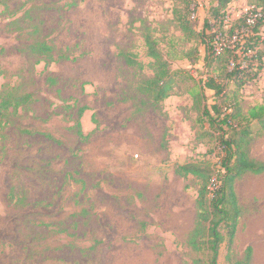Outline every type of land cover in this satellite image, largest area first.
I'll return each instance as SVG.
<instances>
[{"label": "rangeland", "instance_id": "374dc122", "mask_svg": "<svg viewBox=\"0 0 264 264\" xmlns=\"http://www.w3.org/2000/svg\"><path fill=\"white\" fill-rule=\"evenodd\" d=\"M180 1L2 0L0 93L30 98L0 129V264H191L201 180L179 170L221 160L189 94L211 69L168 58L196 46L173 21ZM215 3L194 0L197 31ZM253 3L233 0L225 25ZM147 37L190 73L158 104L141 91L154 76ZM241 93L244 111L264 102V67ZM253 129L250 156L264 161ZM235 189L243 216L219 264L249 247L251 264H264V175Z\"/></svg>", "mask_w": 264, "mask_h": 264}, {"label": "trees", "instance_id": "16d2710c", "mask_svg": "<svg viewBox=\"0 0 264 264\" xmlns=\"http://www.w3.org/2000/svg\"><path fill=\"white\" fill-rule=\"evenodd\" d=\"M232 1L216 0L201 31H197V22L192 19L194 0H182L173 10V21L187 43L196 42V46L183 52L181 57L168 58L187 60L190 64H197L203 59L205 66L211 69L212 74L198 81L189 94L193 99V108L198 112L196 122L202 127L206 126V130L213 134L209 137L211 143L220 149L221 160L220 168L208 161L183 165L179 170L184 176L193 175L201 180L197 221L188 238V246L194 255L191 264H219L221 247L227 243L231 249L243 216L235 189L236 180L247 174L264 175V161L250 156V144L255 138L253 125L259 126L260 134L264 132V102L244 111L241 93L264 67V0H254L251 10L227 26L224 23L225 15ZM251 16H257L253 23L250 22ZM242 30L248 34L243 35ZM219 35L224 39L218 53L216 45L220 43ZM146 42L148 57L153 60L154 76L145 81L141 91L152 96L154 103L158 104L176 95V86L190 73L186 69L174 70L173 60L160 50L157 40L147 37ZM202 46L205 49L204 57L201 54ZM38 48L49 50L46 45H38ZM127 61L143 68L135 60ZM2 75L0 65V77ZM208 91L213 95L209 96ZM29 98V95L15 97L0 93V129L5 125L9 113L27 104ZM86 110L80 109V118ZM81 127L78 120L76 132L84 137ZM252 256L253 250L249 247L244 260L236 264H251Z\"/></svg>", "mask_w": 264, "mask_h": 264}, {"label": "built area", "instance_id": "2783aa9c", "mask_svg": "<svg viewBox=\"0 0 264 264\" xmlns=\"http://www.w3.org/2000/svg\"><path fill=\"white\" fill-rule=\"evenodd\" d=\"M256 17H257V16H255V17H253V18L250 17V18H251V19H250V22L253 23V22L255 21ZM225 19H226V18H225ZM225 22H226V21H225ZM230 24H231V22L228 23V26H230ZM241 33H242L243 35H247V34H248L246 30H242ZM216 46H217L216 50H217V52L219 53L220 50H221V49H220L221 46H223V40H221L220 43H218Z\"/></svg>", "mask_w": 264, "mask_h": 264}, {"label": "crops", "instance_id": "0c3cea01", "mask_svg": "<svg viewBox=\"0 0 264 264\" xmlns=\"http://www.w3.org/2000/svg\"><path fill=\"white\" fill-rule=\"evenodd\" d=\"M209 93H211V91H209ZM209 93H208V94H209ZM211 94H212V93H211Z\"/></svg>", "mask_w": 264, "mask_h": 264}]
</instances>
